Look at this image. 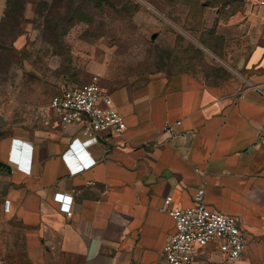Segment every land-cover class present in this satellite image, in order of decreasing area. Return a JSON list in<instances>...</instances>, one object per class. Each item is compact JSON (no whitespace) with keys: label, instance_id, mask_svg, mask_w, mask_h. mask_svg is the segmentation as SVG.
<instances>
[{"label":"crops","instance_id":"crops-1","mask_svg":"<svg viewBox=\"0 0 264 264\" xmlns=\"http://www.w3.org/2000/svg\"><path fill=\"white\" fill-rule=\"evenodd\" d=\"M233 18L218 31L264 49L254 38L264 9L249 15L245 29ZM257 65L231 93L186 75L108 91L125 117L122 133L86 135L58 116L51 126L0 136V213L25 228L35 263L157 261L175 232L166 195L191 205L204 186L210 208L240 218L247 247L229 261L211 242L194 264H264V58ZM167 121L175 135L163 134ZM58 192L74 196L71 215Z\"/></svg>","mask_w":264,"mask_h":264},{"label":"rangeland","instance_id":"rangeland-1","mask_svg":"<svg viewBox=\"0 0 264 264\" xmlns=\"http://www.w3.org/2000/svg\"><path fill=\"white\" fill-rule=\"evenodd\" d=\"M8 1L0 0V136L51 126L52 98L73 83L97 77L112 91L186 75L231 93L264 58L218 31L233 17L245 29L264 9L245 0ZM260 26L253 34L264 44V18ZM35 262L25 228L0 213V264Z\"/></svg>","mask_w":264,"mask_h":264},{"label":"built area","instance_id":"built-area-1","mask_svg":"<svg viewBox=\"0 0 264 264\" xmlns=\"http://www.w3.org/2000/svg\"><path fill=\"white\" fill-rule=\"evenodd\" d=\"M245 1L264 7V0ZM51 106L63 124L76 123L86 135H95L107 129L122 133L127 128L124 115L97 77L87 83H73L63 87L52 98ZM162 132L175 135L174 124L167 121ZM260 138L264 141V131ZM66 159L71 163L68 154ZM81 168V163L74 167L75 170ZM205 195L204 186L196 189L191 205L177 204L171 194L166 195L163 209L174 218L175 232L164 247L163 257L152 263L133 261L130 264H194L201 248L211 242L219 243L220 250L229 261L240 259L247 247V237L241 228L240 218L210 208ZM55 200L60 202L62 211L69 215L73 213V195L58 192Z\"/></svg>","mask_w":264,"mask_h":264},{"label":"water","instance_id":"water-1","mask_svg":"<svg viewBox=\"0 0 264 264\" xmlns=\"http://www.w3.org/2000/svg\"><path fill=\"white\" fill-rule=\"evenodd\" d=\"M18 146H19V143L16 141L15 142V146H14V150H13V155H17L18 156V153L16 152V150L18 149ZM0 164L1 165H6L5 162H3L1 160H0Z\"/></svg>","mask_w":264,"mask_h":264},{"label":"trees","instance_id":"trees-1","mask_svg":"<svg viewBox=\"0 0 264 264\" xmlns=\"http://www.w3.org/2000/svg\"><path fill=\"white\" fill-rule=\"evenodd\" d=\"M8 2H9V4H12L13 0H9Z\"/></svg>","mask_w":264,"mask_h":264}]
</instances>
